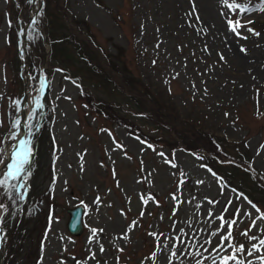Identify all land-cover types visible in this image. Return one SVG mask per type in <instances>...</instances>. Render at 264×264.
<instances>
[{
	"label": "rangeland",
	"instance_id": "1",
	"mask_svg": "<svg viewBox=\"0 0 264 264\" xmlns=\"http://www.w3.org/2000/svg\"><path fill=\"white\" fill-rule=\"evenodd\" d=\"M49 1L45 12L44 0H0V169L18 143L15 127L24 103L28 102L27 125L32 122V129L38 130L42 119L46 121L34 161L29 157L26 171L0 187V202L10 210L2 222L15 226L30 194L33 220L28 236L44 229L49 212L41 264H222L231 248L212 255L205 251H212L220 235L226 234L225 223L220 235H212L222 223L218 217L235 219V234L247 231L264 212L257 213L230 189L198 153L151 146L118 124L94 116L82 98V84L94 95L111 98L110 92L74 60L65 62L73 74L65 72L62 61L68 57L62 53L51 59L48 40L51 32L63 50L64 39L73 28L78 30L76 18L87 21L100 47L113 54L123 52L132 74L148 85L141 89L156 95L165 111H175L180 123L197 120L207 131L229 140L234 149H238L234 143L243 144L264 173V11L260 10L264 0H104V5L96 0H64V13L58 0ZM236 4L251 10L239 11ZM229 21L243 25L237 29L239 36ZM237 52L248 62L242 63ZM50 61L57 67L48 80L45 70ZM81 69L76 78L74 72ZM116 92L118 97L113 98L124 105L131 99L120 89ZM130 112L144 123L143 117ZM144 128L160 134L152 124ZM32 170L33 179L25 183ZM7 171V167L0 170V179ZM231 178L249 189L250 179L244 174ZM49 187L55 198L52 207ZM79 204L87 208V231L75 238L67 229V210ZM256 223L258 227L248 233L256 239L244 235L245 251L236 253L244 264H261L257 257L264 256V246L252 256L247 254L264 239V220ZM208 240L213 243H205ZM16 254L13 264H21L22 244Z\"/></svg>",
	"mask_w": 264,
	"mask_h": 264
},
{
	"label": "snow or ice",
	"instance_id": "2",
	"mask_svg": "<svg viewBox=\"0 0 264 264\" xmlns=\"http://www.w3.org/2000/svg\"><path fill=\"white\" fill-rule=\"evenodd\" d=\"M29 2H35V0H29ZM225 3H227V0H224ZM230 8L232 7V5H228ZM235 8L238 9L239 11L242 12H247L250 11L251 9L248 8H244L239 4L235 5ZM261 11H264V9H260ZM33 23H35V21H33ZM230 24V28L233 32H236V34L239 36L240 33L237 31L238 28L243 27V25H241L239 23V21L236 22H232L229 21ZM248 31L252 32L254 31L253 29H248ZM255 35H259V33H254ZM246 39V37H245ZM241 51H245V49L241 48ZM37 107H41V105H39V103L37 104ZM34 115V114H33ZM19 125V121L16 122V126ZM15 138V137H13ZM30 141L28 140H20L19 142V146L17 147V149L11 153V163L7 165V169L8 171L6 173H4V178L0 179V187H6L7 186V180L9 178L11 179H16L18 173H23L26 171L25 166L27 164H29V157L31 156V148L29 147ZM3 161L0 160V163H2ZM12 187H17L15 185H13ZM242 195V194H241ZM22 198V197H20ZM150 199H154L151 198ZM173 199H175V197H173ZM148 201L144 200V203L146 204ZM158 203V202H157ZM3 205H0V208H2ZM252 207L256 210L257 213H260L261 210L259 208L256 207V205H252ZM175 214V213H174ZM237 214H240V210L237 209ZM244 216H251V213L249 212H244L243 213ZM218 219L220 221H222L220 227L212 233L213 236L216 235H220L221 232L224 231L225 229V223L227 224V231L226 234L224 235H220V239L219 242L215 245V247H213L212 251L213 252H219L220 250H227V248H232L233 245L231 244V240H232V236H233V226L237 223V221L235 219L231 220V221H225V218L223 216L218 217ZM256 219H260V220H264V213H262L260 216H258ZM256 219H253L251 222V225L249 227V229L247 231H245L244 233H242L243 235L247 236L250 240H255L256 237L255 236H249L248 233L251 231V229L253 227H258L257 223H256ZM135 226V222L132 226L130 227H134ZM99 231H103L102 229ZM92 235L93 237H95L97 235V230L93 229L92 230ZM152 235H155L154 233ZM124 238H127L126 236ZM228 242L227 244H225V242ZM181 243H183V241H181ZM205 243L208 244H212L213 242L211 240L206 241ZM264 246V239H260L258 244H253L252 248L249 249L247 251L248 256H252L255 252H259L260 248ZM101 251H103V246L101 245ZM205 251H208V249H205ZM245 251V248L243 245H240L239 247H236L233 249V254L229 255V256H224L222 257V264H228L229 261H235L236 264H244V261H238L237 260V256L236 253H243ZM197 255H200L199 252L196 253ZM155 255V254H153ZM172 255L175 256L176 252L173 251ZM260 261L261 264H264V256H259L257 257ZM205 259H207V257H205ZM198 264H201V262H198ZM213 264H215V261L213 262ZM248 264H252L251 261H248Z\"/></svg>",
	"mask_w": 264,
	"mask_h": 264
},
{
	"label": "water",
	"instance_id": "3",
	"mask_svg": "<svg viewBox=\"0 0 264 264\" xmlns=\"http://www.w3.org/2000/svg\"><path fill=\"white\" fill-rule=\"evenodd\" d=\"M81 215H82V208L80 209L79 213H76L71 219L70 226L73 229V231L77 233H80L82 231V225L80 224Z\"/></svg>",
	"mask_w": 264,
	"mask_h": 264
},
{
	"label": "bare ground",
	"instance_id": "4",
	"mask_svg": "<svg viewBox=\"0 0 264 264\" xmlns=\"http://www.w3.org/2000/svg\"><path fill=\"white\" fill-rule=\"evenodd\" d=\"M234 46V45H231ZM237 58L241 60L242 63H247L248 58L242 54H240L239 52H237ZM18 130L22 131V125L18 126Z\"/></svg>",
	"mask_w": 264,
	"mask_h": 264
},
{
	"label": "trees",
	"instance_id": "5",
	"mask_svg": "<svg viewBox=\"0 0 264 264\" xmlns=\"http://www.w3.org/2000/svg\"><path fill=\"white\" fill-rule=\"evenodd\" d=\"M127 124H129V123H127ZM130 125V124H129Z\"/></svg>",
	"mask_w": 264,
	"mask_h": 264
}]
</instances>
